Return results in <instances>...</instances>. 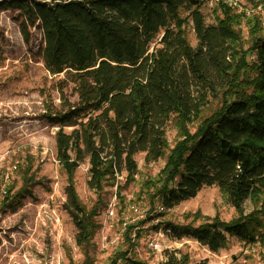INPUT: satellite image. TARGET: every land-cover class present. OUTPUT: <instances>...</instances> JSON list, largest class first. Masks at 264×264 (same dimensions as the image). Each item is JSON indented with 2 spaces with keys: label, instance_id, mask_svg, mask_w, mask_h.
<instances>
[{
  "label": "trees",
  "instance_id": "16d2710c",
  "mask_svg": "<svg viewBox=\"0 0 264 264\" xmlns=\"http://www.w3.org/2000/svg\"><path fill=\"white\" fill-rule=\"evenodd\" d=\"M244 1L256 5L259 0ZM202 3L0 0V10L18 13L19 32L26 43L29 30L39 27L44 70L50 76L65 74L70 94L76 98L70 102L60 88L59 108L48 109L45 119L57 128L55 158L66 176L65 209L76 226L78 246H87L99 225L97 205L87 210L75 193V171L87 162V186L99 194L115 184L122 168L125 183L133 180L137 174L134 156L139 153L144 154L145 164L164 160L157 177L140 185L137 200H147L150 211L155 204L162 210L172 209L194 198L203 187L215 186L237 214L226 223L203 218L197 226L169 223V229L212 253L223 248L227 238L264 245L260 21L248 22L251 44L243 50L240 17L219 4L214 24H206ZM187 28L195 47L187 40ZM171 119L177 139L169 148L165 130ZM28 171L25 164L20 177L24 189L33 182ZM246 201L253 207L248 214L243 213ZM11 203L5 195L0 210ZM133 228H126V242ZM139 235L140 231L135 236ZM130 245L109 264L119 260L145 264L130 256ZM160 264H189V257L176 251Z\"/></svg>",
  "mask_w": 264,
  "mask_h": 264
},
{
  "label": "rangeland",
  "instance_id": "374dc122",
  "mask_svg": "<svg viewBox=\"0 0 264 264\" xmlns=\"http://www.w3.org/2000/svg\"><path fill=\"white\" fill-rule=\"evenodd\" d=\"M242 2L250 15L242 17L232 12L240 17L238 30L245 50L251 44L248 22L254 18L260 21L264 39V0L256 5ZM219 4L202 3L200 11L206 24H214ZM19 23L17 12L0 10V200L8 195V202H12L0 210V264H109L129 244L130 256L145 264H160L176 251L187 254L189 264H264V245H247L227 238L225 246L212 253L168 228L169 223L178 226L192 222L197 226L203 218L224 223L236 218L227 196L215 186L203 187L194 198L169 210L155 204L150 211L147 200H137L141 183L155 179L164 165L163 159L145 164L142 153L134 156L137 174L133 180L125 183L122 168L115 184L104 187L99 194L87 186V162L75 171V193L87 210L97 205L95 221L99 225L90 243L78 246L76 226L65 209L66 176L55 158L57 128L45 119L48 109L59 108L60 88L70 102L76 98L70 94L65 74L50 76L44 70L39 55L43 45L39 27L29 30L30 40L26 43L19 32ZM186 34L189 44L195 47L196 40L189 28ZM248 59L253 60V56ZM165 139L169 148L177 139L173 119L167 123ZM25 164L33 180L27 189L22 188L20 179ZM117 187L122 190L118 192ZM112 201L110 219L107 210ZM130 206L139 207L144 213L142 221L132 220ZM252 210L246 201L243 213ZM132 225L130 242H126V228ZM139 231L140 235L135 236ZM150 239L159 243L158 252L150 251ZM116 264L123 262L119 260Z\"/></svg>",
  "mask_w": 264,
  "mask_h": 264
},
{
  "label": "built area",
  "instance_id": "2783aa9c",
  "mask_svg": "<svg viewBox=\"0 0 264 264\" xmlns=\"http://www.w3.org/2000/svg\"><path fill=\"white\" fill-rule=\"evenodd\" d=\"M203 2H217L221 5H224L234 11L237 15L249 16L250 11L247 10L244 6H242V0H203ZM130 216L132 220L142 221L144 219V213L136 206L129 207ZM108 218L111 219L113 216V201L109 205V209L107 210ZM134 242V239H133ZM148 247L152 252H158L160 249L159 243L155 239H150L148 242Z\"/></svg>",
  "mask_w": 264,
  "mask_h": 264
}]
</instances>
